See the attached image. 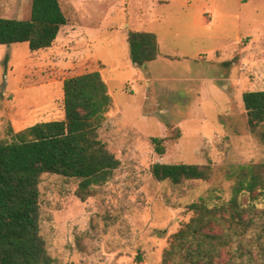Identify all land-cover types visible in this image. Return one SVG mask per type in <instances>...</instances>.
Wrapping results in <instances>:
<instances>
[{
    "label": "rangeland",
    "instance_id": "374dc122",
    "mask_svg": "<svg viewBox=\"0 0 264 264\" xmlns=\"http://www.w3.org/2000/svg\"><path fill=\"white\" fill-rule=\"evenodd\" d=\"M32 2L0 0V17L27 19ZM60 2L68 23L52 48L0 45V141L64 119V80L100 70L116 106L99 134L118 165L89 184L44 173L40 233L56 264H162L188 205L212 190L229 199L240 167L264 162V125L250 130L243 99L264 89V0ZM130 30L157 34L156 60L133 61ZM157 162L212 173L176 184L153 176ZM237 245L243 264H264L263 202Z\"/></svg>",
    "mask_w": 264,
    "mask_h": 264
},
{
    "label": "trees",
    "instance_id": "16d2710c",
    "mask_svg": "<svg viewBox=\"0 0 264 264\" xmlns=\"http://www.w3.org/2000/svg\"><path fill=\"white\" fill-rule=\"evenodd\" d=\"M68 18L60 0H33L27 19L0 17V45L27 42L31 50L49 48ZM132 59L139 65L160 54L153 31L130 30ZM251 131L264 125V89L243 94ZM65 118L39 122L18 131L14 141H0V264H56L39 227V186L44 173L76 177L84 184L106 180L118 165L100 138L99 128L116 103L100 70L64 80ZM164 153L163 138L153 137ZM158 180L179 184L207 180L209 165L157 162ZM258 202L264 203V162L243 165L232 195L216 190L188 205L190 220L172 234L162 264H243L238 240L253 222ZM141 259V257H139Z\"/></svg>",
    "mask_w": 264,
    "mask_h": 264
},
{
    "label": "crops",
    "instance_id": "0c3cea01",
    "mask_svg": "<svg viewBox=\"0 0 264 264\" xmlns=\"http://www.w3.org/2000/svg\"><path fill=\"white\" fill-rule=\"evenodd\" d=\"M50 48H52V47H50ZM47 48H45V49H40V50H46ZM64 80V79H63ZM108 85H109V87L111 88V86H110V84L108 83ZM110 91L112 92V89H110Z\"/></svg>",
    "mask_w": 264,
    "mask_h": 264
}]
</instances>
